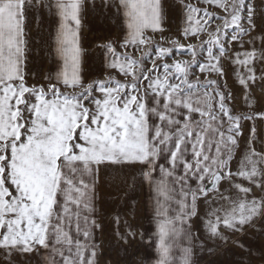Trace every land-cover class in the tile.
Segmentation results:
<instances>
[{
  "label": "snow or ice",
  "instance_id": "6c2138e0",
  "mask_svg": "<svg viewBox=\"0 0 264 264\" xmlns=\"http://www.w3.org/2000/svg\"><path fill=\"white\" fill-rule=\"evenodd\" d=\"M201 2L218 11L177 0L182 36L197 45L163 35L162 0H102L127 29L123 51L105 47L107 67L124 79L86 81L81 23L96 0H0V264L24 254L42 257L38 264H99L95 189L107 168H139L154 193L155 264H194L199 237L191 221L201 200L227 202L223 215L206 214L211 239L227 242L222 228L243 233L264 219V196L250 197L253 188L264 193V150L249 143L231 167L242 121H264V111L235 115L226 103L234 97L222 90L227 60L253 107L248 92L264 83V38L259 47L245 40L254 27L252 0ZM45 14L58 18L50 39L60 63L29 83L32 28L35 22L39 31ZM124 223L126 233L117 235L127 243L136 233Z\"/></svg>",
  "mask_w": 264,
  "mask_h": 264
},
{
  "label": "crops",
  "instance_id": "0c3cea01",
  "mask_svg": "<svg viewBox=\"0 0 264 264\" xmlns=\"http://www.w3.org/2000/svg\"><path fill=\"white\" fill-rule=\"evenodd\" d=\"M90 2V0H89ZM183 3L192 4L195 7L207 8L210 12H217L213 6L205 5L201 0H183ZM163 4V27L164 36L171 39H180L182 43L200 44V40L190 37L185 40L182 36L183 17L185 10L179 6L177 0H162ZM254 6L253 25L250 29V37L256 39V46L259 47L260 39L264 38V0H252ZM58 18L52 14L43 15L37 25L33 24L32 36L34 38L33 51L30 57L29 83L35 80H43L49 73H54L59 65V60L52 52L50 39L54 34ZM214 27V25H213ZM127 29L123 23L122 16L114 9L102 7V0H96V7H86L82 15L80 44L82 48V74L86 81H92L101 76L114 72L107 67L106 45L111 42L117 46L123 42ZM159 35V34H158ZM206 39V34L203 37ZM234 50H241L235 44ZM251 45L245 44L248 50ZM131 50V49H130ZM225 64L227 76V88L222 89L231 93L233 99L226 101L233 110V114L248 116L264 111V83L257 80L252 84L248 92V101L252 104L249 108L245 103V93L235 79V74L230 70L227 60ZM111 70V71H110ZM259 76V71L257 72ZM220 79L219 77H213ZM243 136L240 138V145L232 162V169L238 168L239 161L247 154V145L251 143L257 151L264 150V121L259 118L255 120H244ZM255 127V135H252V128ZM244 186H249L246 181H238ZM224 187H222V191ZM251 196H264L258 189L253 188ZM154 193H151L147 185L143 184L140 178L139 168L101 170L98 176L95 189V219L99 228L95 229V242L98 246L99 264H155V252L149 246V240L154 235L155 218L153 213ZM227 208V202L217 200L206 205L203 200L198 202V215L191 221V229L194 235L199 237V242H194L193 261L194 264H264V219H258L253 226H246L243 233H233L221 229L227 242L208 237L204 221L206 214L219 210L223 215ZM119 217V224H117ZM125 221H128L132 230L136 233L134 239L127 243L122 241L117 233H126ZM202 245V246H201ZM242 245V247H241ZM16 264H38L35 254L29 257L14 256ZM179 251L176 253V260L179 261Z\"/></svg>",
  "mask_w": 264,
  "mask_h": 264
},
{
  "label": "rangeland",
  "instance_id": "374dc122",
  "mask_svg": "<svg viewBox=\"0 0 264 264\" xmlns=\"http://www.w3.org/2000/svg\"><path fill=\"white\" fill-rule=\"evenodd\" d=\"M246 27H248V25L246 24ZM185 44H187V43H185ZM165 46H170V45H165ZM129 51H132V50H129ZM137 55H139L138 53H137ZM170 62V61H169ZM158 63H159V61H158ZM146 66H148V67H150L151 65L150 64H148V65H146ZM111 71V70H110ZM109 75H113V76H115L117 79H120L121 81H123V77L122 76H120V74L116 71V70H114V72H112V74H109ZM106 76H108V75H106ZM105 76H101V77H98L97 79H103ZM96 80V79H95ZM223 90V89H222ZM224 91V90H223Z\"/></svg>",
  "mask_w": 264,
  "mask_h": 264
}]
</instances>
